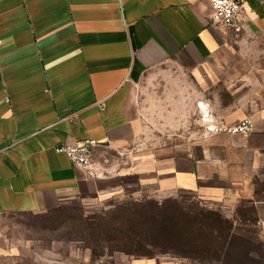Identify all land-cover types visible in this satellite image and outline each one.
<instances>
[{
    "label": "crops",
    "instance_id": "crops-1",
    "mask_svg": "<svg viewBox=\"0 0 264 264\" xmlns=\"http://www.w3.org/2000/svg\"><path fill=\"white\" fill-rule=\"evenodd\" d=\"M211 14L209 0H0V264H14L8 214L183 194L230 220L236 246L223 262L264 264V0H243L240 33ZM165 66L180 75L151 101L142 81ZM196 103L203 134L158 143L157 111L176 132ZM207 113L217 126L250 116L254 127L209 132ZM86 137L99 143V177L56 151Z\"/></svg>",
    "mask_w": 264,
    "mask_h": 264
},
{
    "label": "rangeland",
    "instance_id": "rangeland-1",
    "mask_svg": "<svg viewBox=\"0 0 264 264\" xmlns=\"http://www.w3.org/2000/svg\"><path fill=\"white\" fill-rule=\"evenodd\" d=\"M179 75L174 66L147 72L142 81L143 94L151 101L163 100L165 83ZM196 108L197 103L190 123L178 127L176 132H165L163 107L157 111L159 116L156 120L153 117L155 123L151 126L158 136L156 141L160 144L178 142L202 135L204 130L197 121ZM210 210L192 194L162 202L127 196L82 201L45 213L8 214L1 220V228L15 252L14 264H128L132 257L154 254L213 264L209 251L202 253V249L191 242L200 237L212 245L219 243L215 234L209 238L202 236L212 232L204 229L206 223L215 228L221 225ZM215 232L220 235L219 228ZM223 263L243 264L233 263L228 258Z\"/></svg>",
    "mask_w": 264,
    "mask_h": 264
},
{
    "label": "built area",
    "instance_id": "built-area-1",
    "mask_svg": "<svg viewBox=\"0 0 264 264\" xmlns=\"http://www.w3.org/2000/svg\"><path fill=\"white\" fill-rule=\"evenodd\" d=\"M212 14L211 20L214 25L223 26L236 33L244 28L243 0H209ZM206 123L204 128L209 132L227 131L233 134H249L254 127L253 120L247 116L231 126H217L212 123V118L203 115ZM99 143L94 138H83L76 142H65L56 146V151L65 153L70 161L77 167L84 169L91 177H99L102 174L100 166L95 159V150Z\"/></svg>",
    "mask_w": 264,
    "mask_h": 264
},
{
    "label": "trees",
    "instance_id": "trees-1",
    "mask_svg": "<svg viewBox=\"0 0 264 264\" xmlns=\"http://www.w3.org/2000/svg\"><path fill=\"white\" fill-rule=\"evenodd\" d=\"M199 213L200 212L196 211V215H199ZM210 213L214 214L217 217V219H219V222L221 223L220 227H216V228L220 229V235L216 234L217 232H215L216 231L215 225L211 227L209 224L206 223L205 225H207L209 227L204 226L205 227L204 229H211L212 232H211V234H208L206 232V235H202V236H206L209 238V236L217 235V239L219 240V243L218 244L216 243V245H212L211 243H206L205 240L202 241L200 237H197V241H195V239L193 238L191 240V242H192V244L195 243L196 246L201 248L202 253H204L203 251L208 250L209 253L213 256V261H221L222 260V262H223V260L226 257H228L230 254L231 247H232V245H230V243L233 242L232 240L235 237L230 234L231 222L229 219L225 218L224 216H222L221 214H219L218 212H216L214 210H210ZM213 230H215V231H213ZM146 256H153V255H146Z\"/></svg>",
    "mask_w": 264,
    "mask_h": 264
}]
</instances>
